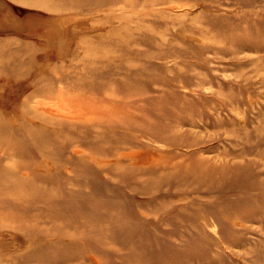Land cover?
<instances>
[{
	"label": "rangeland",
	"instance_id": "rangeland-1",
	"mask_svg": "<svg viewBox=\"0 0 264 264\" xmlns=\"http://www.w3.org/2000/svg\"><path fill=\"white\" fill-rule=\"evenodd\" d=\"M0 264H264V0H0Z\"/></svg>",
	"mask_w": 264,
	"mask_h": 264
},
{
	"label": "bare ground",
	"instance_id": "bare-ground-1",
	"mask_svg": "<svg viewBox=\"0 0 264 264\" xmlns=\"http://www.w3.org/2000/svg\"><path fill=\"white\" fill-rule=\"evenodd\" d=\"M61 88H63V87L61 86ZM60 90H61V89H60ZM56 95H57V94H56ZM56 95H55V96H56ZM60 95H61V94H59L58 96H60ZM115 95H116V94H115ZM63 96H64V95H63ZM66 96H68V95H66ZM42 98L45 100L44 97H42ZM56 98H57V97H56ZM61 98H62V97H61ZM63 98L67 101V98H68V97L65 98V96H64ZM39 99H40V98H39ZM39 99H38V101H39ZM46 99H47V98H46ZM51 99H52V98H51ZM64 99H63V100H64ZM68 99H69V98H68ZM72 99H73V98H72ZM79 99H80V98H79ZM81 99H82V98H81ZM40 100H41V99H40ZM52 100H54V101L57 102L58 99H56V100H55V99H52ZM52 100H51V101H52ZM70 100H71V99H69L68 102H70ZM73 100H74V99H73ZM84 100H85V99H84ZM42 101H43V100H42ZM45 101H47V100H45ZM49 101H50V100H49ZM43 102H44V101H43ZM43 102H42V105H43ZM47 102H48V101H47ZM61 102H62V101H61ZM68 102H66V103L68 104ZM71 102H72V101H71ZM74 102H75V101H74ZM78 102H80V100H78ZM81 102H82V101H81ZM40 103H41V102H40ZM48 103H49V102H48ZM50 103H51V102H50ZM84 103H85L86 106L89 105V104L87 105L86 102H84ZM52 104H53V103H51L50 106H53ZM55 104H56V103L54 102V105H55ZM58 104L60 105L61 103H58ZM58 104H57V105H58ZM81 104H82V103H81ZM69 105H70V104H69ZM48 106H49V105H48ZM50 106H49V108L51 109ZM64 106H65V105H64ZM71 106H75V105H71ZM80 106H83V104L80 105ZM80 106H79V107H80ZM91 106H92V105H91ZM36 107H37V106H36ZM53 107H56V105L53 106ZM62 107H63V105H62ZM83 107H84V106H83ZM93 107H94V106H93ZM93 107H92V109H90V110H94ZM34 108H35V107H34ZM47 108H48V107H47ZM60 108H61V107H60ZM89 108H90V106H89ZM95 108H96V107H95ZM97 108H99L98 105H97ZM35 109H36V108H35ZM37 109H38V108H37ZM37 109H36V110H37ZM53 109H54V108H53ZM55 109L57 110V108H55ZM75 109H78V106H76ZM84 109H87V108H83V110H84ZM101 109H104V108H101ZM44 110H47V109H44ZM56 110H55V111H56ZM96 110H97V109H96ZM99 110H100V108H99ZM78 111H79V110H78ZM78 111H77V112H78ZM80 111H81V109H80ZM80 111H79V112H80ZM105 111H106V110H105ZM107 111H108V110H107ZM36 112H37V111H36ZM42 112H45V111L42 110ZM47 112H48V111H47ZM47 112H46V113H47ZM59 112H61V110H60ZM67 112H69V110H68ZM86 112H87V110H86ZM46 113H45V115H46ZM49 113H50V111H49ZM56 113H57V112H56ZM80 113H81V112H80ZM80 113H79V114H80ZM82 113H83V112H82ZM68 114H69V113H68ZM62 115H63V114H61V116H62ZM65 115H66V114H65ZM71 115H72V113H71ZM89 115H90V114H89ZM53 116H54V115H53ZM61 116H60V117H61ZM63 116H64V115H63ZM63 116H62V117H63ZM78 116H79V115H78ZM84 116H87V117H88L87 114H85ZM84 116H83V118H84ZM72 117H74V116H72ZM69 118H70V117H69ZM81 118H82V117H81ZM81 118H79V119H81ZM88 118H90V117H88ZM88 118H87V119H88ZM77 121H78V120H77ZM83 121H84V119H83ZM91 121H92V120H91ZM89 122H90V120H89ZM137 154H138V152H137ZM143 154H144V153H143ZM146 155H147V153H146ZM148 155H149V153H148ZM144 156H145V155H144ZM149 157H150V156H149ZM144 160H145V159H144ZM148 161H149V160H148ZM145 162H147V161H145Z\"/></svg>",
	"mask_w": 264,
	"mask_h": 264
}]
</instances>
